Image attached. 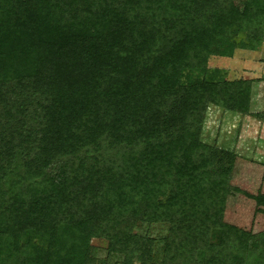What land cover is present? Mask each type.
I'll return each instance as SVG.
<instances>
[{
    "label": "trees",
    "instance_id": "obj_1",
    "mask_svg": "<svg viewBox=\"0 0 264 264\" xmlns=\"http://www.w3.org/2000/svg\"><path fill=\"white\" fill-rule=\"evenodd\" d=\"M263 44L264 0H0V264H264L203 137L252 104L210 58Z\"/></svg>",
    "mask_w": 264,
    "mask_h": 264
},
{
    "label": "rangeland",
    "instance_id": "obj_2",
    "mask_svg": "<svg viewBox=\"0 0 264 264\" xmlns=\"http://www.w3.org/2000/svg\"><path fill=\"white\" fill-rule=\"evenodd\" d=\"M211 69H220L229 81L250 80L252 86L251 115L239 116L220 108H210L205 122L204 140L233 150L239 157L235 169L234 185L239 192H232L227 203L226 221L245 231H264V207L259 206L247 194L264 193V122L254 114L264 113V44L258 51L237 50L232 57H212ZM241 191L245 192L242 194ZM153 235L163 232L152 228ZM94 256L114 264L117 259H108L107 243L94 240Z\"/></svg>",
    "mask_w": 264,
    "mask_h": 264
}]
</instances>
